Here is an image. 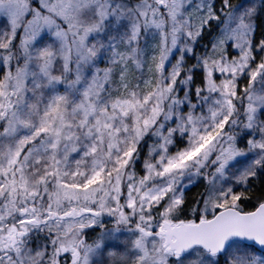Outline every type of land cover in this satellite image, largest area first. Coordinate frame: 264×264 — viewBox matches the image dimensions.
<instances>
[{
	"label": "snow or ice",
	"instance_id": "6c2138e0",
	"mask_svg": "<svg viewBox=\"0 0 264 264\" xmlns=\"http://www.w3.org/2000/svg\"><path fill=\"white\" fill-rule=\"evenodd\" d=\"M0 264H264V0H0Z\"/></svg>",
	"mask_w": 264,
	"mask_h": 264
}]
</instances>
